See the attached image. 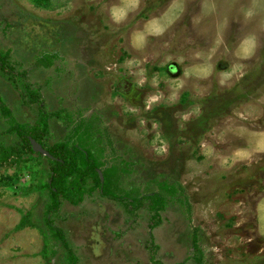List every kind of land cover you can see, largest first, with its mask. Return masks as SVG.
Wrapping results in <instances>:
<instances>
[{
  "label": "rangeland",
  "instance_id": "obj_1",
  "mask_svg": "<svg viewBox=\"0 0 264 264\" xmlns=\"http://www.w3.org/2000/svg\"><path fill=\"white\" fill-rule=\"evenodd\" d=\"M0 54V264H264V0H0ZM42 111L118 199L48 223Z\"/></svg>",
  "mask_w": 264,
  "mask_h": 264
},
{
  "label": "trees",
  "instance_id": "obj_2",
  "mask_svg": "<svg viewBox=\"0 0 264 264\" xmlns=\"http://www.w3.org/2000/svg\"><path fill=\"white\" fill-rule=\"evenodd\" d=\"M0 66L10 73L8 78L15 83L14 68L9 65L5 56L1 54ZM21 74L25 75V71H22ZM27 88L28 92L22 94L23 98L30 102H39L38 90L31 88L30 85ZM7 111L9 112V109ZM48 116L46 112L42 111L40 119L36 123H18L16 125V132L20 136L24 149L30 153H39L33 148L32 140H34L51 155L50 157L46 156L50 164V187L52 189V201L47 208L48 223L53 224L50 216L59 210L62 199L77 205L84 199V194L88 190L98 188L101 190V194L118 199L116 195L110 192L107 186V178L101 179L97 169L98 163L89 154H86L87 152L80 151L78 155L74 149L64 142H55L52 145L45 143V138L49 132ZM56 233L63 244L67 246L64 232L57 228ZM67 248L70 252L71 264H76L77 257L75 253L69 247Z\"/></svg>",
  "mask_w": 264,
  "mask_h": 264
},
{
  "label": "water",
  "instance_id": "obj_3",
  "mask_svg": "<svg viewBox=\"0 0 264 264\" xmlns=\"http://www.w3.org/2000/svg\"><path fill=\"white\" fill-rule=\"evenodd\" d=\"M32 144H33V148H34L35 150H37V149H39V150H44L43 147H42L40 144H38L36 141L32 140ZM44 151H45V153H46V156H49V157L51 156V155L49 154V152H47L46 149H45Z\"/></svg>",
  "mask_w": 264,
  "mask_h": 264
}]
</instances>
